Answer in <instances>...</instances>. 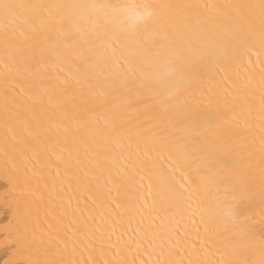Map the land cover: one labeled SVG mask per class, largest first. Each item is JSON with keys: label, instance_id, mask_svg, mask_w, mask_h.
I'll use <instances>...</instances> for the list:
<instances>
[{"label": "snow or ice", "instance_id": "snow-or-ice-1", "mask_svg": "<svg viewBox=\"0 0 264 264\" xmlns=\"http://www.w3.org/2000/svg\"><path fill=\"white\" fill-rule=\"evenodd\" d=\"M0 181L4 264H264V0H0Z\"/></svg>", "mask_w": 264, "mask_h": 264}, {"label": "bare ground", "instance_id": "bare-ground-1", "mask_svg": "<svg viewBox=\"0 0 264 264\" xmlns=\"http://www.w3.org/2000/svg\"><path fill=\"white\" fill-rule=\"evenodd\" d=\"M51 2H58V0H51ZM68 2H103V0H68ZM112 2H116V0H112ZM186 2H193V3H199V2H205V0H186ZM208 3H225L227 0H206ZM8 185L0 181V192L7 191ZM11 219V210L9 209H3L2 212H0V225L6 224ZM136 231H137V224L132 225V229L127 232V234L124 236V241L128 242L130 240H134L136 237ZM113 241L115 242V237H113ZM144 247H147V243H145ZM132 253L135 255L137 253V247L136 244L133 243L131 245ZM140 253H143V248L139 249ZM11 254L10 248H0V264H4V260H6L9 255ZM135 258L137 259V262L139 264V259H151L153 261V264L156 260V256L149 257L147 254H143L142 257L139 255H136ZM129 261L133 259V256L128 257Z\"/></svg>", "mask_w": 264, "mask_h": 264}]
</instances>
